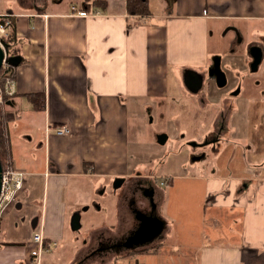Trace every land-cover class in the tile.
Listing matches in <instances>:
<instances>
[{
    "label": "crops",
    "instance_id": "1",
    "mask_svg": "<svg viewBox=\"0 0 264 264\" xmlns=\"http://www.w3.org/2000/svg\"><path fill=\"white\" fill-rule=\"evenodd\" d=\"M72 5L90 14H72ZM147 5L139 16L126 0L0 3L12 20L11 166L25 172L0 216V264H34L36 231L52 243L40 264H264V0ZM249 46L260 57L247 69ZM187 72L201 77L194 91ZM209 78L225 99V171L167 174L157 184L134 170L130 126L154 99L195 96ZM30 93H43L42 109ZM59 126L68 133L57 134ZM144 207L162 230L133 241Z\"/></svg>",
    "mask_w": 264,
    "mask_h": 264
},
{
    "label": "rangeland",
    "instance_id": "2",
    "mask_svg": "<svg viewBox=\"0 0 264 264\" xmlns=\"http://www.w3.org/2000/svg\"><path fill=\"white\" fill-rule=\"evenodd\" d=\"M10 1L0 0V3L6 5ZM253 33L258 36V31L253 30ZM242 46L235 45L239 53H234L241 59L246 57ZM210 78L195 96L183 92L154 99L150 108L144 109V118L137 127L130 126L128 132V160L134 170L153 173L157 184L167 174L190 172L208 175L225 171L228 160L225 99L223 90L217 92L211 89L213 82ZM239 114L240 118L244 116ZM108 189L107 192L112 191ZM136 195L140 201L148 200L141 192ZM121 224L119 230L125 229L129 223L124 221Z\"/></svg>",
    "mask_w": 264,
    "mask_h": 264
},
{
    "label": "built area",
    "instance_id": "3",
    "mask_svg": "<svg viewBox=\"0 0 264 264\" xmlns=\"http://www.w3.org/2000/svg\"><path fill=\"white\" fill-rule=\"evenodd\" d=\"M71 13L86 16L89 15L90 12L81 8L77 5L71 6ZM12 24L11 15L10 14H1L0 15V46L4 50V61L2 63V68H5L7 65V51L5 38L9 35V27ZM2 86L0 85V93L3 91L6 94L11 95L12 90L9 87V79L8 77L3 80ZM2 100L0 94V101ZM57 134H66L68 133V128L65 126H59L55 129ZM1 186H0V216L3 214L5 209L16 200L18 193L21 191L23 187V181L25 172L21 169L15 168L13 166H9L7 168L2 169L1 172ZM32 243L34 246L30 249L29 254L31 260L34 264H40L42 254L50 251L52 243L46 242L43 234L40 231H36L32 234Z\"/></svg>",
    "mask_w": 264,
    "mask_h": 264
},
{
    "label": "trees",
    "instance_id": "4",
    "mask_svg": "<svg viewBox=\"0 0 264 264\" xmlns=\"http://www.w3.org/2000/svg\"><path fill=\"white\" fill-rule=\"evenodd\" d=\"M126 7L128 13L132 15H144L148 13L147 0H126ZM1 15V14H0ZM13 42V35L10 34L5 38V44L7 53L9 56L13 55V48L11 43ZM5 68L0 69V83L3 84V80L7 77L13 76L14 66L7 62ZM1 84V86H2ZM0 101V163L2 169L11 165V146L8 133V123L14 117L13 112L8 108V101L10 95L1 91ZM33 107L36 109H42L44 107V95L43 93H30L27 94Z\"/></svg>",
    "mask_w": 264,
    "mask_h": 264
},
{
    "label": "water",
    "instance_id": "5",
    "mask_svg": "<svg viewBox=\"0 0 264 264\" xmlns=\"http://www.w3.org/2000/svg\"><path fill=\"white\" fill-rule=\"evenodd\" d=\"M254 50L257 52H254L252 53L253 57L256 58L255 59V63L259 60V57H260V51L258 48H254ZM4 50L3 48L0 46V69L2 67V63L4 61ZM7 61L12 63V58L9 57L7 58ZM193 73V74H192ZM191 75L193 76V79L194 81H192L194 87H191L190 88V79L192 80V78H188V74H190V72L186 73L184 76V81L185 83L188 85V87L194 91L196 90L197 86L200 85V82H201V77L199 74H197L196 72H192ZM187 76V77H186ZM216 77H223L224 79V73L222 71L216 73L215 75ZM2 172V166H1V163H0V186H1V173ZM139 215V220H140V223H139V226H138V230H136L135 232V235L134 237L132 238L133 241H136V240H139V241H142V240H146V239H149V238H152L154 237L156 234H158V232H160L162 230V221L160 220V218H158L157 216H151V217H148V216H144L143 214H138ZM79 217L78 215L72 217V220H71V227L72 229H78L79 227Z\"/></svg>",
    "mask_w": 264,
    "mask_h": 264
},
{
    "label": "flooded vegetation",
    "instance_id": "6",
    "mask_svg": "<svg viewBox=\"0 0 264 264\" xmlns=\"http://www.w3.org/2000/svg\"><path fill=\"white\" fill-rule=\"evenodd\" d=\"M248 50V49H247ZM249 52H250V54L252 55V53H254V52H256L254 49H252L250 46H249ZM256 54H257V52H256ZM255 59L256 58H254L253 57V55H252V60L251 61H249V63L247 64L248 66H247V69H249V68H251L253 65H254V62H255ZM189 73V72H188ZM191 73L192 72H190V74H188L189 76H188V78H192V80L190 79V82H191V85H190V88L191 87H194V85H193V83H192V81H194V79H193V76L191 75ZM193 74V73H192ZM217 78V82H223V84L225 83V81H226V77H224V79H223V77L221 78H219V77H216ZM145 192H143V194H144ZM145 195V194H144ZM149 205H151V204H149ZM148 205V206H149ZM143 215L144 216H148V217H151V216H153V213H152V209H151V207H144V210H143ZM136 230H138V228L136 229ZM136 230H135V232H136Z\"/></svg>",
    "mask_w": 264,
    "mask_h": 264
},
{
    "label": "bare ground",
    "instance_id": "7",
    "mask_svg": "<svg viewBox=\"0 0 264 264\" xmlns=\"http://www.w3.org/2000/svg\"><path fill=\"white\" fill-rule=\"evenodd\" d=\"M7 9V8H6Z\"/></svg>",
    "mask_w": 264,
    "mask_h": 264
}]
</instances>
